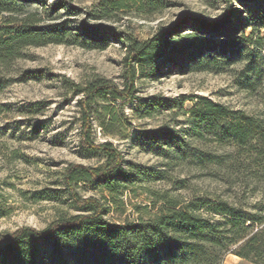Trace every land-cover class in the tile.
<instances>
[{
  "label": "rangeland",
  "instance_id": "rangeland-1",
  "mask_svg": "<svg viewBox=\"0 0 264 264\" xmlns=\"http://www.w3.org/2000/svg\"><path fill=\"white\" fill-rule=\"evenodd\" d=\"M12 1L17 3L9 6L12 10H0L1 232L23 226L42 229L59 215L78 212L64 190L65 167L106 162L101 152L80 147L84 110L94 143L110 142L125 165L166 170L164 180L129 184L121 204L110 206L111 221L152 210L153 192L220 197L246 210L259 205L264 197V143L257 136L244 144L223 139L217 123L228 120L201 124V135L194 123L196 106L209 99L237 117L264 124V0H115L123 3L117 9L106 0H65L67 6L62 0ZM192 18L208 24L223 21L225 30L201 35ZM82 20L139 40L174 25L181 37L195 33L219 45L233 32L238 43L230 55L214 48L184 60H158L154 70L131 68L125 48L109 35L103 46L85 48L7 33L18 23L37 31L63 21L73 28ZM97 78L123 96L88 100L83 88ZM169 139L179 143L180 155L173 156L177 148L168 146ZM77 191L83 197L101 196L86 182ZM221 264L253 263L229 253Z\"/></svg>",
  "mask_w": 264,
  "mask_h": 264
},
{
  "label": "trees",
  "instance_id": "trees-1",
  "mask_svg": "<svg viewBox=\"0 0 264 264\" xmlns=\"http://www.w3.org/2000/svg\"><path fill=\"white\" fill-rule=\"evenodd\" d=\"M106 1L112 9L123 4L122 1ZM62 2V6L68 5L67 1ZM14 4L17 3L12 0H0V10L10 11L12 7L9 6ZM107 7H104L105 12H108ZM229 16L230 13L226 18ZM191 21L201 28L198 31L201 35L225 30L223 21L214 24L199 18ZM28 27L18 23L7 33L21 40L45 38V42L85 48L103 46L109 35L125 48V58L130 61L131 68L136 65L154 70L158 60L163 63L177 58L184 60L212 52L214 48L230 55L229 50L238 43L233 32L225 35L227 40L219 45L195 33L181 37L174 25L159 29L145 40H139L131 33L90 25L85 20L73 28L66 21L37 29L38 32ZM171 34L177 37L172 38ZM240 38L248 40L247 37ZM178 40L181 47L177 46ZM83 90L88 100L106 98L107 95L123 96V91L102 78L89 82ZM1 108L0 104V112ZM87 113L84 110L82 115L80 147L88 153L101 152L106 162L100 166L71 163L65 167L62 174L64 190L71 206L78 212L59 215L42 229L23 226L8 233L0 231V264H221L229 253L253 264H264V197L254 209L246 210L220 197L192 195L180 198L153 192L149 200L152 210L145 209L133 219L124 218L121 222L108 219L110 206L121 204L120 197L129 184L164 180L166 170L127 162L125 165L120 151L110 142L94 143L87 127ZM195 114L197 134H202L201 124L221 119L228 120L223 125L217 123L222 126L217 134L223 139L244 144L257 136L256 140L264 143V124L253 117H237L225 105L203 99L196 106ZM169 140L168 146L176 144L173 156L180 155L179 143ZM83 182L98 189L100 198L81 196L77 187Z\"/></svg>",
  "mask_w": 264,
  "mask_h": 264
}]
</instances>
